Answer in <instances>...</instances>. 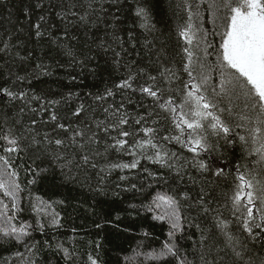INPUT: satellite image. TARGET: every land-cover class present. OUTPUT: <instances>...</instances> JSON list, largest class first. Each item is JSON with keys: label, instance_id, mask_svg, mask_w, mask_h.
Here are the masks:
<instances>
[{"label": "snow or ice", "instance_id": "obj_1", "mask_svg": "<svg viewBox=\"0 0 264 264\" xmlns=\"http://www.w3.org/2000/svg\"><path fill=\"white\" fill-rule=\"evenodd\" d=\"M8 4L0 0V9L7 10L0 23L8 25L0 31V61L8 66L13 83L28 79L12 68L27 72L24 65L33 60L36 46H46L45 56L55 52L81 66L110 55L113 69L124 72L103 92L89 93L91 102L82 100L68 111L62 104L78 94L57 100L47 99L43 90L0 89L18 102L15 115L4 121L7 126H0V193L8 199L0 198V243L18 244L36 257L42 249L33 233L63 227L54 204L64 202L33 197L30 190L41 173L59 168L70 179L95 177L88 186L99 195H108L109 189L119 197L143 194L157 184L167 187L141 205L148 212L160 210L153 219L169 225L161 248L145 253L149 260L264 264V0H181L177 7L185 16L176 26L175 56L167 39L154 35L147 0H138L135 8L140 27L148 33L142 42L131 30L128 40L120 35L122 0H21L15 20ZM126 44L133 50L139 44L147 62L141 52H135L139 59L128 60ZM35 68L51 74L43 61ZM237 138L257 159L250 169L238 167V183L231 194H221L206 182L207 174L219 177L224 172L219 166L213 172L212 153L221 141L235 144ZM173 143L192 157L172 151ZM142 161L158 170L150 171ZM21 170L31 175L26 183L20 181ZM113 173H119L115 180ZM26 210L35 213V223L20 219ZM191 229L199 233L196 239ZM184 241H191L195 251L183 248ZM44 246L57 264H76L74 245L44 241ZM94 247L99 250L100 243ZM15 255L24 257V252ZM88 261L101 264L98 251ZM4 264H9L7 258Z\"/></svg>", "mask_w": 264, "mask_h": 264}, {"label": "trees", "instance_id": "obj_2", "mask_svg": "<svg viewBox=\"0 0 264 264\" xmlns=\"http://www.w3.org/2000/svg\"><path fill=\"white\" fill-rule=\"evenodd\" d=\"M122 3L124 11L119 24L120 35L128 40L127 33L131 30L135 36L140 37L142 42L143 37L148 33L140 27L141 21L135 16L138 0H122ZM139 3L144 4L145 0H139ZM180 3L181 0H147L146 4L150 8L149 23L154 25L157 30L154 35L160 36L161 39H167V47L173 56L179 51L176 26L177 23L183 22L185 16L177 7ZM8 6L13 8V20H15V9L22 6L21 0H9ZM0 15L6 17L7 10L0 9ZM204 16L207 20V13H204ZM22 20L23 17H21ZM3 27H8V25L0 23V31L3 30ZM215 43H219V37L215 38ZM125 47L129 49L128 60L139 59L135 56V52H141L147 62L148 57L144 55L145 50L141 49L139 44L135 50L131 49L128 44ZM46 50V46L43 48L36 46L33 60L24 65L27 72L20 71L19 66L12 68L13 72H18L21 76H28V79L23 82L13 83L8 66L0 61V89L9 87L12 90L23 89L26 92L37 94H42L43 90V93L47 94V99L57 100H62L69 93L78 94L72 98L70 104H62L63 110L68 111L70 107L76 106L82 100L91 102L89 93L103 92L106 87H111V81H117L124 72L123 68L118 71L113 69L110 64L112 59L110 55L104 58L96 57L91 63L81 66L73 64L68 57L57 56L55 52L52 53V56H45ZM91 55L95 56V51ZM41 61L48 66L50 75L43 74L35 68V64ZM16 103L18 102H13L11 98L0 91V126L6 127L4 121L15 115ZM132 110V107L129 106V111ZM164 115L166 114L162 112L161 116ZM237 122H239L238 118ZM236 131L246 134L244 129H236ZM169 148L181 154L185 159H190L193 155L175 143L169 145ZM212 157L213 172L217 166L223 167L224 172L219 177L207 174L206 182L212 184L221 194L225 192L231 194L234 185L238 183L236 179L238 167L240 171H245V167L250 169L257 159L255 154L251 156L247 154L245 146L238 138L235 144H226L221 141L218 150L212 153ZM124 159L130 161L131 157H124ZM141 163L147 166L150 171L158 170L157 165L148 164L146 161ZM134 171L138 175H146L140 173L139 170ZM118 174L113 173L112 179L115 180ZM192 175L198 176V173L192 170ZM30 178L31 175H25L21 170V183H26ZM185 181L187 182V178ZM89 183L95 184V177L90 181L70 179L63 175L59 168L41 173L37 178V183L30 186L32 196H39L45 201L51 202L63 201L62 205L54 204L63 217L61 221L63 227L59 229L46 228L43 233L39 231L33 233V239L40 242L39 247L42 249L36 257H30L25 249L18 244L0 243V264H4L5 258L9 264H24L29 259H36L38 264H57V258L44 246V241H49L53 245L59 241L66 247L74 245L76 264H89L88 256L95 255L97 251L101 264H175V260L171 258L166 261H154L145 256V253L160 249L163 242L168 239L169 225L166 221L153 219V216L159 214L160 210L148 212L141 205H147L157 192L167 191L166 186L157 184L151 189H146L143 194L127 192L121 193L117 197L111 194V189H109L108 195H99L88 186ZM192 187L195 190L196 186ZM0 198L8 202L2 193H0ZM27 203L26 198L25 206ZM133 204L136 205L135 208L130 207ZM20 219L35 223V213L26 210L20 214ZM97 224H100L101 227L97 228ZM73 228L77 230L75 233L72 231ZM145 233L148 235L145 236ZM191 233H195L193 239L199 235L195 229H191L189 234ZM95 242L100 243L99 250H95ZM182 247L187 248L190 253L195 251L191 241L182 242ZM17 251L24 252V257H17L15 255ZM60 264H63V261Z\"/></svg>", "mask_w": 264, "mask_h": 264}]
</instances>
